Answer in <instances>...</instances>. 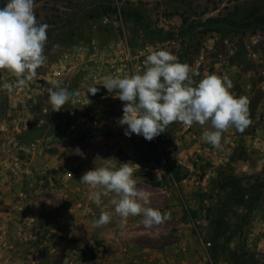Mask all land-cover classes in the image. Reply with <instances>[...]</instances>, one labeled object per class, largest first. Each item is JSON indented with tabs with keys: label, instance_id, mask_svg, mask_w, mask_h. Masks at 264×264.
I'll list each match as a JSON object with an SVG mask.
<instances>
[{
	"label": "rangeland",
	"instance_id": "rangeland-1",
	"mask_svg": "<svg viewBox=\"0 0 264 264\" xmlns=\"http://www.w3.org/2000/svg\"><path fill=\"white\" fill-rule=\"evenodd\" d=\"M6 3L7 0H0V7ZM34 11L39 23L50 26L45 49L48 57L46 65L57 62L64 54L78 52L77 58L70 59L67 65H73L75 69L65 73L59 81L69 91H78L80 96H87L89 101L74 106L68 104L63 112L50 111L40 126L34 125L19 136L18 139L24 146L40 136L47 137L48 146H89L91 156L105 146H139L140 149L130 150L128 153L129 160L134 161L142 156L151 157V150L155 146L168 143L173 137V131L181 129V123L174 122L164 134L152 141L136 134L126 137L124 128L127 126H119V117L115 115V109L120 104L116 103L115 108L106 103L107 99H98L106 90L103 86L98 87L100 91L93 96L87 93L89 87L81 84L89 79L92 80L91 85L94 81L103 82V78L108 75L104 69L106 48L111 41H118L123 37L131 48L158 45L159 49L170 51L180 62L189 64L193 69L200 54H204L206 63L210 64L217 60L219 53L227 56L231 51L229 63L236 65L241 74L254 73V77L248 78L254 86L264 76L261 70L264 69V0H35ZM106 16L111 18L108 24L102 22ZM91 44H95V50L91 48ZM85 46L89 52H83L87 48ZM83 63L87 66L83 67ZM39 72L37 69V73ZM6 73L0 71V113L8 108V93L1 87L9 78ZM193 79L197 80V76H193ZM232 82L234 87L231 90L237 97H248L249 118L251 121L255 120V124H250L244 132H238V146L243 147L233 160L247 158L250 161L252 156L244 151V146H253L250 143L252 138L248 136H254L256 125L262 124L256 111L261 95L255 90L254 95L249 97L240 88L238 78L234 77ZM51 86H46L42 92L43 97L48 98L47 89ZM82 88L84 91L81 93ZM71 109L76 113L70 115ZM263 135L258 137L263 142L259 146H264ZM206 145L212 146L208 143ZM82 149H78L79 154L83 153ZM53 150L51 148L47 153L53 154ZM76 151L71 150L73 156ZM19 157L24 159L26 155L20 151ZM117 158L120 159L119 152ZM206 167L212 166L198 164L191 174L200 181ZM219 168L213 167L212 171L217 173ZM174 169H170L171 174ZM142 171L148 175V166L142 168ZM238 175L242 177L244 194H253L254 188L260 185L258 200L252 210L249 209L252 195L243 197V201L237 197L232 203L222 202L215 210L217 224L226 227L229 233L219 239L216 249L214 248L217 255L213 259L215 264H264V251L246 245L249 235L258 229L261 230L259 237L264 238V176L254 183V178L258 175ZM144 186L152 190L155 184L148 181ZM211 196L210 190L202 192V196L197 199L200 210L205 209L206 212L211 208ZM204 200L208 201L207 204L203 203ZM152 232L149 229V232L144 233L147 239L139 243V250L144 245L152 247L153 242L149 236ZM12 234L11 231L12 263L30 264L32 248L13 239ZM161 234L166 238L163 242H167L168 232ZM227 237L230 241L223 246ZM212 253L211 251V255ZM41 262L61 264V260L53 257L44 258L36 264H42Z\"/></svg>",
	"mask_w": 264,
	"mask_h": 264
},
{
	"label": "crops",
	"instance_id": "crops-1",
	"mask_svg": "<svg viewBox=\"0 0 264 264\" xmlns=\"http://www.w3.org/2000/svg\"><path fill=\"white\" fill-rule=\"evenodd\" d=\"M236 71L233 69L229 73L234 75ZM7 74L9 75L7 82L11 83V74L8 72ZM235 77L238 78L239 86L244 94L252 97L257 86H254L248 78L254 77V73L241 74L238 70ZM230 91L237 96L234 91ZM79 101L88 103L89 100L81 96L74 98L68 104L78 105ZM12 102L8 101V108L0 113V119L16 115L17 111L11 110ZM108 102L115 108L116 103L121 105H118L117 110L115 109L116 117L120 118L122 102L113 98ZM36 104L49 105L48 98L41 95L36 99ZM256 111L258 112V106ZM26 112L27 110L24 111L25 118ZM74 112V109H71L70 115ZM110 113H112L111 110ZM251 124H255V120L251 121ZM262 124L256 125L254 136H248L252 138L250 143L253 146H244V151L252 156L251 162L247 158L237 160L248 162L250 170L239 173L260 176L263 172L264 146H259L263 142L261 138H258L259 135L264 134ZM209 127L208 124L201 126L194 123L192 129L187 132L181 123V129L173 131V137L168 143L155 146L151 150V157L142 156L134 161L129 160L128 153L130 150L140 149L139 146H105L94 156L89 153V146H85V148L88 147L87 149L84 146H52L53 154L47 153L43 148L25 154L24 160L29 165L30 173L24 176L22 181L13 179L10 185L8 176L0 170V222L5 221L8 213L11 220H7V225L13 232L22 221L33 219L42 229L41 242L48 250L54 251L47 257L57 258L61 260V264L69 262L74 264H204L191 237L190 223L195 221L203 232L206 231L208 220L205 209L198 208L200 202L197 199L202 196V192L209 191L210 181H198L191 174L189 166L194 156L200 158L202 161L200 165L209 164L208 150L213 146H207L202 139L203 131ZM238 132L230 128L222 134L221 148L230 160L243 147L238 146L240 143ZM79 148H83V153L79 154ZM71 150H77L74 156ZM117 152L120 159L117 158ZM108 158H115L112 163L117 167L120 163L131 162L133 164L131 166L135 169L133 175L137 181V188L151 194V203L148 206L158 209L161 213L170 212V219L160 225L145 228L139 223L142 216H130L125 228L120 229L119 217L114 212V206L110 205L114 193H109L107 196H102V206H108L106 210L112 212V221L104 226L94 227L92 221L99 217L100 207L89 199L93 189L79 181L84 172L102 166L101 159ZM134 164L139 165V169ZM145 166H148V175L142 171ZM171 168H179L185 176H182L179 181L174 180L170 172ZM212 168L206 167L203 172V174L209 172L211 179L216 176ZM155 169H158V172H153ZM148 181L155 184L154 189L149 190L144 186ZM21 188L26 194V199L18 202L14 194ZM207 202V200L203 201L204 204ZM149 229L153 231L149 234L153 242L152 247L148 248V245H144L139 250L141 245L139 243L145 242L147 237L144 233L149 232ZM259 231L261 232L258 229L257 232L249 235L246 245L264 251V238L259 237ZM162 232H168L167 242H163L166 238H163ZM123 246L128 249L125 255L119 252ZM32 252L33 250L30 255ZM11 264L14 263L11 261Z\"/></svg>",
	"mask_w": 264,
	"mask_h": 264
},
{
	"label": "clouds",
	"instance_id": "clouds-1",
	"mask_svg": "<svg viewBox=\"0 0 264 264\" xmlns=\"http://www.w3.org/2000/svg\"><path fill=\"white\" fill-rule=\"evenodd\" d=\"M34 8L35 0H7L0 7V71H7L15 78L13 83L4 85L9 91L29 86L38 75L37 69L48 60L45 49L50 26L38 22ZM199 75L170 51L150 49L142 72L123 77L108 75L97 85H102L113 99L123 103V115L117 123L127 126L126 137L136 134L152 141L174 122L186 127L194 123L208 124L210 127L203 131L202 139L219 149L223 133L230 128L242 133L251 124L250 101L230 91L234 85L228 76L212 73L199 81L193 79ZM97 85L90 86L87 93L96 95L100 91ZM47 91L52 112H60L80 94L69 91L60 81H53ZM113 159H101L103 165L84 172L79 181L93 189L89 199L100 207L93 226L101 227L112 221V212L106 210L107 205L102 206V196L109 193H114L110 205L119 217L120 229L125 228L130 216H142L139 223L145 228L170 219V212L161 213L148 206L151 194L137 188L133 164L120 163L117 167ZM134 165L139 169V165Z\"/></svg>",
	"mask_w": 264,
	"mask_h": 264
},
{
	"label": "built area",
	"instance_id": "built-area-1",
	"mask_svg": "<svg viewBox=\"0 0 264 264\" xmlns=\"http://www.w3.org/2000/svg\"><path fill=\"white\" fill-rule=\"evenodd\" d=\"M102 22L104 24H108L111 22V18L106 16L102 19ZM91 48L95 50V44H91ZM86 49H88V47ZM86 49H84L83 52H89V49ZM150 49L159 50V46L146 45L143 47L140 45L138 47L131 48L125 37L118 41H111L109 46L106 48L107 59L104 64L105 73L112 76L119 75L123 77L124 75H131L134 72H142L144 70V59ZM230 53L231 51L227 56L219 53L217 60L210 64L206 63L205 55L200 54L194 64V70L200 73V75L197 76L196 81L202 79L205 74L212 73L220 76L226 75L233 81L235 75L238 73V69L236 65L229 63L228 59L230 58ZM77 56L78 52L64 54L61 59L50 64V66L45 64L44 66L38 68L40 72L27 87L14 88L10 92L4 87V85L8 82H3L1 87H3L8 93V101H13L11 103V110L17 111L15 116L10 115L0 119V146H2L0 153V170H3L5 175L8 176L10 185L11 180L15 179L22 181L24 179L23 177L30 173L27 161L19 157L20 151L25 154H29L36 152L39 148H43L46 152L52 148V146H48L47 137L45 136L35 138L32 142L25 146L21 144L18 138L26 129H31L34 125L40 126V124L43 123L44 118L50 113V105H37L36 99L42 95V92L45 91L48 84L52 85L53 81H59L60 77L65 73L75 69L73 65H67L70 63V59L73 57L77 58ZM82 66L86 67L87 65L83 63ZM233 69H236L237 71L234 75H231L230 73ZM262 73L264 74V70ZM14 81L15 78L11 75V83ZM91 83L92 80L90 79L81 82V84L85 87L95 86L97 84H102L103 82L100 83L98 81H94L93 85H91ZM97 87H102V85H97ZM256 90H258L261 95L260 103L258 104V115L262 122L264 120V76H262V79L258 82ZM83 91L84 89L82 88L81 93ZM78 97H81L80 94L75 98L77 99ZM98 99H107L106 103L111 105L108 101L112 99V95L109 94L107 90H104L103 93L99 95ZM79 103L82 102L79 101ZM25 110H27L26 118L24 114ZM46 110H49V112ZM61 111L63 112L64 110ZM122 115L123 111H121V117ZM182 127L187 132L192 129V126L186 127L183 124ZM207 161L210 165H212V167H224L225 165L230 164L235 173L247 172L250 170L248 162L230 160V157L226 156V154L222 151V148H209ZM201 163L202 161L200 158L198 156H194L192 163L189 166V170L193 172L194 165ZM153 172H158V169H155ZM209 175V172H205L202 175L201 181H210L211 177ZM14 196L18 202H23L26 199V194L22 188L16 190ZM7 220H11V216H9L8 213L5 217V221L0 222V264H11V227L7 225ZM190 230L191 237L197 247L201 261L204 264H215L214 259L211 256L212 244L206 238L205 232L202 231L199 224L195 221L190 223ZM41 233L42 229L40 226L35 224L33 219H30L19 223L12 234L13 239L32 248L33 252L30 260V263L32 264H35L54 253V251L48 250L44 246L43 242H41ZM182 251H185V249H182ZM119 252L120 254L125 255L128 253V249L123 246L119 249ZM68 264L74 263L69 262Z\"/></svg>",
	"mask_w": 264,
	"mask_h": 264
},
{
	"label": "trees",
	"instance_id": "trees-1",
	"mask_svg": "<svg viewBox=\"0 0 264 264\" xmlns=\"http://www.w3.org/2000/svg\"><path fill=\"white\" fill-rule=\"evenodd\" d=\"M237 156V155H234ZM233 156V157H234ZM233 157L231 158L232 161ZM182 176H185V174H181V171L179 168H175L172 170V177L174 180L179 181ZM264 176V169L260 176H256L254 178V183H257L261 177ZM252 177V176H249ZM242 177L237 175L233 168L229 166L220 167L219 170L216 173V176L212 179H210V192L212 194L211 196V208L207 209L205 212L206 219L208 220V226H206L205 236L206 238L212 242V249L211 251L212 256L216 258V253H214V248L216 249L217 244L219 243V239L229 233V230H226V227H222V225L217 224L216 216H215V210L220 206L222 202L226 203H232L236 200L238 197L240 200L243 199V197L248 198L250 195H252L251 200L249 201L250 207L249 209L252 210L254 207V204L258 200V191L260 188V185L257 188H254V192L246 193L244 194L245 189L242 188ZM252 191V190H251ZM243 201V200H242ZM230 241V238H226L225 243L223 246H226L227 243ZM226 253V252H225ZM227 254H229L227 252ZM44 264V262H41Z\"/></svg>",
	"mask_w": 264,
	"mask_h": 264
}]
</instances>
